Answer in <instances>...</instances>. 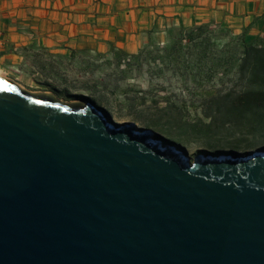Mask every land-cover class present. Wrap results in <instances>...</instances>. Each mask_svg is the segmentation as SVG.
<instances>
[{
	"label": "water",
	"instance_id": "95a60500",
	"mask_svg": "<svg viewBox=\"0 0 264 264\" xmlns=\"http://www.w3.org/2000/svg\"><path fill=\"white\" fill-rule=\"evenodd\" d=\"M136 125L0 76V264H264V151Z\"/></svg>",
	"mask_w": 264,
	"mask_h": 264
},
{
	"label": "rangeland",
	"instance_id": "374dc122",
	"mask_svg": "<svg viewBox=\"0 0 264 264\" xmlns=\"http://www.w3.org/2000/svg\"><path fill=\"white\" fill-rule=\"evenodd\" d=\"M24 1L19 2L25 8L37 4L35 0L34 3L32 0ZM47 1L39 2V7L46 10L45 7L49 4ZM51 4L57 5L54 2ZM90 4L94 6L97 4L96 11L101 14L104 6L112 10L111 5L123 7L128 6L129 2L78 1L71 3L70 6L80 9ZM75 14L83 15V12L76 10ZM201 25L207 26L212 38L218 42L230 41L240 45V39L244 37L231 35L221 25L214 23L187 26L171 19L168 23L160 22L149 33L143 35L139 48L134 52L123 50L114 44H109L106 49L71 45L56 50L24 51L26 63L23 68L4 73V78L31 92L52 93L64 103H91L116 124L135 122L139 115L155 114L157 108L194 119L203 116L208 110L204 101L213 88L224 90L221 79H224L226 87L240 86V82L232 74L234 70H231L229 76L224 75V69L221 67L211 73L210 69L217 66L211 59L199 65L198 56L196 53L191 55L189 44L185 40L180 50L173 49L174 40L179 37L181 31H188ZM258 39L264 40V36ZM68 43L77 44L73 41ZM156 133L168 144L173 143L185 150L192 158L196 154H246L264 151L263 144L239 150L229 148L209 150L195 143L186 145L176 143ZM230 140L236 141L233 138Z\"/></svg>",
	"mask_w": 264,
	"mask_h": 264
},
{
	"label": "crops",
	"instance_id": "0c3cea01",
	"mask_svg": "<svg viewBox=\"0 0 264 264\" xmlns=\"http://www.w3.org/2000/svg\"><path fill=\"white\" fill-rule=\"evenodd\" d=\"M19 1L25 2L0 0V71L5 73L22 69L24 51L33 49L71 45L106 49L114 44L134 52L143 35L171 19L187 26L214 23L248 40L264 36V0H124L128 6L111 5L112 10L104 6L102 15L97 4L70 6L93 0H48L47 7L41 5L46 10L39 7L44 0H35L37 4L28 8ZM76 10L83 15H76Z\"/></svg>",
	"mask_w": 264,
	"mask_h": 264
},
{
	"label": "trees",
	"instance_id": "16d2710c",
	"mask_svg": "<svg viewBox=\"0 0 264 264\" xmlns=\"http://www.w3.org/2000/svg\"><path fill=\"white\" fill-rule=\"evenodd\" d=\"M179 34L173 49L180 50L185 40L191 55L198 56L199 65L211 59L217 63L210 69L211 73L221 67L224 75L229 76L234 70L232 74L240 86L226 87L221 79L224 90L213 88L209 92L204 101L208 110L201 117L189 119L157 108L155 114L139 115L135 122L176 143H195L209 150H239L264 145V40L243 37L240 45L218 42L205 25Z\"/></svg>",
	"mask_w": 264,
	"mask_h": 264
},
{
	"label": "bare ground",
	"instance_id": "6f19581e",
	"mask_svg": "<svg viewBox=\"0 0 264 264\" xmlns=\"http://www.w3.org/2000/svg\"><path fill=\"white\" fill-rule=\"evenodd\" d=\"M5 72H2V71H0V76L1 77H4L5 76V74H4ZM137 125L139 126V127H141V128H143L144 126H143V124H141V123H137ZM201 150V149H200ZM191 162L193 163L194 162V160L192 159L191 160Z\"/></svg>",
	"mask_w": 264,
	"mask_h": 264
}]
</instances>
